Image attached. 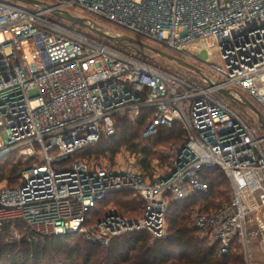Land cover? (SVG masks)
I'll return each instance as SVG.
<instances>
[{
	"label": "built area",
	"instance_id": "built-area-1",
	"mask_svg": "<svg viewBox=\"0 0 264 264\" xmlns=\"http://www.w3.org/2000/svg\"><path fill=\"white\" fill-rule=\"evenodd\" d=\"M38 1L51 9L0 2V161L14 156L25 165L18 187L0 189V224L21 221L34 236L82 235L101 246L136 232L166 240L170 202L208 192L202 172L219 168L231 202L195 212L192 227L220 256L238 241L247 264L251 246L264 264L263 130L219 97L228 91L264 111V0ZM71 10L111 24L97 23L112 36L159 43L201 74L171 72L157 56L53 15ZM143 113L145 138L176 121L189 134L166 173L73 159ZM121 192L143 200L142 217L132 221L110 209L90 225L100 203Z\"/></svg>",
	"mask_w": 264,
	"mask_h": 264
},
{
	"label": "trees",
	"instance_id": "trees-1",
	"mask_svg": "<svg viewBox=\"0 0 264 264\" xmlns=\"http://www.w3.org/2000/svg\"><path fill=\"white\" fill-rule=\"evenodd\" d=\"M147 117L143 113L135 123L120 121L114 136L103 137L97 144L78 151L73 159L89 163L108 156L114 159L126 149L145 158L141 162L145 170L152 171L151 160L156 157L161 161L159 166L167 171L172 166L171 159L187 144L189 134L176 121L171 128L162 127L157 135L145 138ZM161 146L169 148L159 155L156 149ZM24 169L25 165L17 163L14 156L1 160L0 184L7 182L11 188L18 187ZM202 179L209 185L208 192L170 202L166 240L154 241L149 233L136 232L101 246L82 235L34 236L23 222L6 221L0 224V264H246L244 248L238 241L229 254L220 256L217 248L210 247L208 241L191 227L190 215L196 208L201 214H209L231 202L232 187L222 170L205 168ZM143 205V200L133 198L131 192L113 193L100 203L95 217L99 219L107 210L116 208L124 217L135 219Z\"/></svg>",
	"mask_w": 264,
	"mask_h": 264
},
{
	"label": "rangeland",
	"instance_id": "rangeland-1",
	"mask_svg": "<svg viewBox=\"0 0 264 264\" xmlns=\"http://www.w3.org/2000/svg\"><path fill=\"white\" fill-rule=\"evenodd\" d=\"M42 1H47V0H42ZM16 5L17 6H20L22 8L30 9V10H40V8H38L37 6H30V5L23 4V3H17ZM70 12H71L72 15H74L76 17H79V18H89L90 17V18L94 19V21H95V18L91 17L88 14L86 15V13H84L82 11L71 10ZM63 23L69 24V22H67V21H64ZM97 23L100 24V25H104L106 27H109V28H113V26L111 24L105 23V22L100 21V20H97ZM76 27L78 29H80V30L82 29L83 31H89V30H86L84 28H81L80 26H76ZM130 35L135 36L133 34H130ZM135 37L137 38V36H135ZM138 38H139V40L143 41L146 44L154 45V46L159 47L160 49L165 50L163 48V46L161 44H159V43H156V42H153V41H150V40H147V39H143V38H140V37H138ZM111 43H113V42H111ZM165 51L166 52H169L168 49L165 50ZM133 52H135V51H133ZM143 52L145 54L149 55L150 57H154L155 56L153 53H151V52H149L147 50H143ZM155 62L162 63L171 72H176V73H180V74L183 73V72H185V70L182 69V67H180L179 65H177V64H175L173 62L164 60L162 58H159V57L155 58ZM217 64H222L221 60H218L217 61ZM191 75L196 76L195 74H191ZM219 97L222 98L223 101H225L227 103H230L231 106L233 108H235L236 111H238L240 113V115L243 117V119L247 123H249V125L252 128L259 129V125H258L259 124V121H258V118H257V116L251 110H249L247 108H244L243 106H241L237 102H234L233 100L229 99L228 97H225L222 94H219ZM258 108L260 109V111L262 112V114H264V111L262 110V108L260 106H258ZM262 135H264V133L263 132H259V134H257V137H260ZM165 148H169V147H167V146H161V147L157 148L156 149L157 150V153L160 155L162 153V151L165 152V150H167ZM54 153L55 152L51 153V155H53ZM40 156H41L40 159L43 161V155L40 154ZM144 159L145 158L142 155H140V154L132 153L131 151H127L126 149H123L114 159H111L109 156L108 157H102L99 160L92 161L91 163H101L103 165H109V166L116 167V168L132 167V168L136 169L137 171H139V169L140 170L142 169L141 162ZM159 162H161V161L159 159H157L156 157L151 160V168H152V171H154L156 173L164 174L166 172V170L164 168H161L159 166ZM4 186L9 187L7 182H3V183L0 184V189L2 187H4ZM131 196L133 198H139V196H137L134 193H131ZM111 209L116 210V208H111ZM200 211L201 210L199 208H196L195 211H193L192 214L190 215L191 227L193 226L192 225V215L195 212H198L199 213ZM140 212L142 214V209L138 210V212H137V213H139L138 215H135L137 219L136 218L135 219H132V218H130L128 216H125V217L127 219H129V220L137 221V220H139L142 217V215L140 217ZM105 214H106V212H105ZM120 214H122V213H120ZM103 216L104 215H102V217L99 218V219H98V216L97 217L94 216L92 218L91 222H90V225H93V224H95V222H98L99 220H101L103 218ZM129 216H132V215H129ZM260 246H261L260 252L264 255V244H261ZM249 251H250V254H251V258L253 259L252 260L253 264H263V261H261L259 259L260 255H259V250H258L257 247L251 246ZM245 260H246V258H245ZM246 264H247V261H246Z\"/></svg>",
	"mask_w": 264,
	"mask_h": 264
},
{
	"label": "water",
	"instance_id": "water-1",
	"mask_svg": "<svg viewBox=\"0 0 264 264\" xmlns=\"http://www.w3.org/2000/svg\"><path fill=\"white\" fill-rule=\"evenodd\" d=\"M0 2H11L14 4L23 3V4L30 5V6H37L41 9H51L50 5L43 3V2H40L38 0H0ZM53 15H55L56 17H58L61 20H64V21L71 23L73 26H80L81 28L89 30L92 33H94V34H96V35H98V36H100V37H102V38H104L110 42H113L119 46L132 47V49L138 55L143 54V50H147L159 58L173 62V63L179 65L180 67L191 70L197 74H201V71L199 68H197L196 66H194L192 64L187 63L186 61L182 60L181 58H179L173 54H170L168 52H164L163 50H161L155 46L146 44V43L142 42L141 40L136 39V38L131 37V36H123V37L112 36V35L104 32L103 30L98 29V24L94 21L87 19V18L76 17L67 11H65V12L53 11ZM221 94L224 95L225 97H228L229 99L237 102L238 104H240L244 108L251 110L257 116L258 121L262 127L263 132H264V115L256 106H254L247 99L243 98V99L239 100V99L234 98L228 91H222Z\"/></svg>",
	"mask_w": 264,
	"mask_h": 264
}]
</instances>
